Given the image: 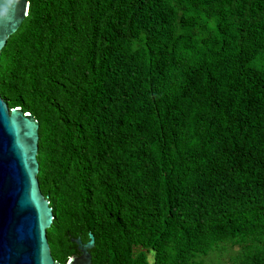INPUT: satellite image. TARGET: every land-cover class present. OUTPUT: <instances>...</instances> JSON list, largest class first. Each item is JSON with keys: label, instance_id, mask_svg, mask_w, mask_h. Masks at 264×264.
<instances>
[{"label": "trees", "instance_id": "obj_1", "mask_svg": "<svg viewBox=\"0 0 264 264\" xmlns=\"http://www.w3.org/2000/svg\"><path fill=\"white\" fill-rule=\"evenodd\" d=\"M0 95L40 123L51 252L264 264V0H29Z\"/></svg>", "mask_w": 264, "mask_h": 264}, {"label": "water", "instance_id": "obj_2", "mask_svg": "<svg viewBox=\"0 0 264 264\" xmlns=\"http://www.w3.org/2000/svg\"><path fill=\"white\" fill-rule=\"evenodd\" d=\"M29 7V0H0V58ZM39 142V121L22 108L11 109L0 95V264H62L48 241L55 216L38 179ZM89 238L73 239L80 255L65 264H92L95 237Z\"/></svg>", "mask_w": 264, "mask_h": 264}, {"label": "rangeland", "instance_id": "obj_3", "mask_svg": "<svg viewBox=\"0 0 264 264\" xmlns=\"http://www.w3.org/2000/svg\"><path fill=\"white\" fill-rule=\"evenodd\" d=\"M238 250L239 247H227L204 259L207 263L219 262L221 264H229L232 257L237 253Z\"/></svg>", "mask_w": 264, "mask_h": 264}]
</instances>
